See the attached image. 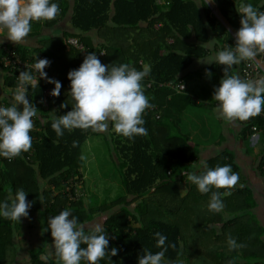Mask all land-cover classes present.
I'll use <instances>...</instances> for the list:
<instances>
[{
  "label": "trees",
  "instance_id": "1",
  "mask_svg": "<svg viewBox=\"0 0 264 264\" xmlns=\"http://www.w3.org/2000/svg\"><path fill=\"white\" fill-rule=\"evenodd\" d=\"M205 1L55 0L60 8L57 17L51 21L33 22L32 28L36 32L55 27L61 31L38 40L37 46L32 49L21 45L13 47L24 61L35 63V56L50 60L45 71L48 77L62 84L61 94L51 96L46 106L43 92L54 85L40 81L37 88L29 89V99L38 108V118H34V128L30 133L32 148L11 161L0 157V201L5 200L10 191L14 193L23 189L28 192L26 198L32 201L28 217L36 216L43 229L40 239H36L37 243L28 250L30 264H44L41 256L52 245L50 232L44 230L47 219L62 209H70L81 223L88 226L95 217L109 212L104 214L102 226L108 232L109 248L116 247L117 254L110 259L106 256L98 264H138L141 249L153 253L160 251L155 246L156 232L166 235L167 243L176 245L165 253L168 264H176L178 259L190 264L189 257L195 258L191 264H205L207 260L206 264H217V260L221 262V257H216L212 248L220 238L214 225L220 222L221 215L208 211L205 199L210 198V194L199 193L196 186L182 174L189 170L199 153L196 142L176 132L177 126L172 118L171 107L177 99L176 94L185 92L186 88L177 92L168 86L169 83L185 84L184 73L192 63L210 54L203 46L208 40L215 39L218 47L227 44L234 46L233 35L221 38V20L234 33L238 30L241 14L235 10V0H212L218 3L219 17L213 15ZM248 2L260 10L264 7L261 0ZM92 34L96 35L95 38ZM69 38H77L87 48L86 52L70 46L67 43ZM102 51L105 52L103 55L100 54ZM88 52H95L101 63L109 67L127 63L138 70L144 66L150 68L149 75L142 81L151 104L143 114L147 135L129 140L115 131L110 134L114 151L112 158L115 159L125 194L95 207L86 205L84 198L69 201L63 193L55 191L61 189L70 176L81 177V147L90 136L99 133L91 129L65 130L64 136L58 138L51 128L52 111L62 115L71 110L73 101L67 73L78 68ZM242 64L243 61L229 69L228 74L240 76ZM222 68V65L212 64L205 70L215 72L221 79ZM3 71L4 74L0 76V89L3 92L0 105L9 106L19 73ZM8 96L10 98L5 100ZM63 103H68V107L61 108ZM180 103L176 104L177 107L181 106ZM252 123L259 122L253 119ZM247 131L248 128L244 126L243 139ZM261 157L260 168L264 175V151ZM207 163L213 168L231 165L232 170L240 174L230 152L211 157ZM231 190L234 196L241 193L237 186ZM222 200L224 210L244 209L237 196L230 199L229 195ZM252 205L245 207L251 208ZM200 209L208 211L205 214L208 216L200 217ZM23 219L15 222L16 229H21ZM241 219L242 216H234L226 221L222 218L223 234L229 235L231 227L240 225L238 222ZM0 222V228H9L13 223L5 219ZM36 225L34 220L28 223L31 231L35 230ZM204 226L209 230L201 232ZM7 252L0 247V258L6 256ZM48 264H60V261L50 259Z\"/></svg>",
  "mask_w": 264,
  "mask_h": 264
},
{
  "label": "clouds",
  "instance_id": "2",
  "mask_svg": "<svg viewBox=\"0 0 264 264\" xmlns=\"http://www.w3.org/2000/svg\"><path fill=\"white\" fill-rule=\"evenodd\" d=\"M209 2L212 0H206V3ZM261 3L264 4V0ZM235 10L241 16L234 46L218 47L217 41L210 39L203 45L210 54L201 62L223 66V76L218 86L214 87L212 96V100L217 102L215 113L228 122H243L264 111V78L243 79L228 72L242 61H250L259 52H264V11L248 0H235ZM59 11L55 0H0V37H6L15 44L22 43L29 36L33 22L54 20ZM50 63L47 58L38 59L35 56L34 65L19 72L9 106H0V157L11 161L32 148L30 133L34 128V118H38V108L29 99V89L37 88L39 80L44 79L54 85L52 96L61 94V82L48 77L45 71ZM149 73L148 66L140 70L127 63L109 67L101 63L95 52H88L79 67L67 73L73 101L71 110L62 115L52 111L51 128L58 138L64 136L65 130L91 129L103 133L110 126L116 134L129 140L147 135L143 114L151 104L142 81ZM205 74L212 75L208 70ZM68 105L63 103L60 107ZM192 169L182 174L199 193L210 194L208 211L224 212L222 195L230 194V190L237 186L239 174L232 170L231 165L209 167L204 159L198 164L192 163ZM219 189L226 192L222 194ZM27 193L23 189L14 193L10 191L7 198L0 201V218L18 223L22 217L27 218L32 207V201L26 198ZM44 230L52 237V245L41 256L44 264H48L53 256L60 264H98L106 256L110 259L117 254L116 247L109 248L108 232L101 224L85 225L70 209H62L48 217ZM154 237L155 246L160 251L153 253L141 249L138 264H168L165 253L176 245L167 243V236L160 232L154 233ZM227 245L229 251L243 247L231 236L227 238ZM176 264H184V261L178 259Z\"/></svg>",
  "mask_w": 264,
  "mask_h": 264
},
{
  "label": "crops",
  "instance_id": "3",
  "mask_svg": "<svg viewBox=\"0 0 264 264\" xmlns=\"http://www.w3.org/2000/svg\"><path fill=\"white\" fill-rule=\"evenodd\" d=\"M196 2H200V0H196ZM210 6V5H209ZM61 31V29L55 28H48L42 29L38 32L32 28L29 36L26 40L22 43L15 44L9 41L6 37H0V40H3V43H0L1 46L14 47L16 45L25 46L26 48L32 49L37 46V41L40 39L48 38V36H53L56 33ZM234 33V31H233ZM235 34V33H234ZM95 34H92V37L95 38ZM196 63L200 64L201 67L205 70L207 67H210L212 64H205L200 60L195 61ZM3 67L0 62V76L4 73ZM218 84V83H217ZM217 86V85H216ZM2 88L0 89V98L3 96ZM10 97H5V100H8ZM180 98L175 99L173 107H177V103H180ZM182 103H186V101H181ZM215 107V105H214ZM172 108V107H171ZM173 121L177 124L178 118L176 114L172 113ZM218 120L223 123V119L217 116ZM238 123L239 127L236 128V124ZM233 125L234 131L239 133V138L241 141H250L253 145H260V156L257 160L255 157H251L248 155V151L242 149L241 147L238 149L237 153L230 151V134H227V130L224 129L222 133L217 137L215 145L212 147H205L200 142H197L196 139L189 136L196 144H198L199 153H197L196 159L192 163H199L200 160H208L211 157H215L223 152H230L233 155V159L235 164L238 166L240 170L239 177L242 180L239 181L237 184V188L241 190L240 194H237V199L239 200L240 206L243 205L244 209L241 210H234V209H227L224 210L220 214V222H217L214 225V230L216 231V235L220 236L219 239L216 240L215 244L213 245V251L216 257L220 256L221 259L217 260V264H264V175L262 174V170L260 168V162L262 160L261 153L264 151V138L261 135H257L256 137L250 136L247 132L245 138L242 137V130L243 124L241 121H231L229 122ZM227 125L225 126V128ZM112 128V127H111ZM232 128V127H231ZM233 129V128H232ZM112 133V131H111ZM196 134V133H195ZM195 136V135H194ZM193 136V137H194ZM233 136V135H232ZM203 140V138H201ZM192 163L189 166V170L192 169ZM82 174V172H81ZM230 191V194L222 195V198L229 197L230 199L235 198V193ZM226 190L220 192L224 194ZM206 204H208L209 198L206 199ZM251 208L245 207L247 204H251ZM203 212H205L203 214ZM208 211L205 209H200L199 216H208ZM234 216H242V219L239 220L240 225H234L231 227V232L229 235H224V226L222 222V218L224 221L228 219H232ZM3 218H0V221ZM37 222L35 226V230L31 231L28 227L29 221ZM2 223L0 222V225ZM41 223L36 216H30L24 218L22 221L21 229H16L15 222L11 223V227L9 228H0V244L1 249L8 250L6 256H1L0 264H21V261L24 257H27L26 260H23V264H30V256H29V249L34 246L37 241L40 239V234L43 232V229L40 228ZM229 228V226L227 227ZM236 228V229H235ZM209 230L208 227L204 226L201 229L202 231ZM32 233V234H31ZM231 236L232 238L236 239L238 244L243 245V247H239L235 250L229 251L227 245V238ZM201 247V246H199ZM48 250V249H47ZM13 254L12 257H8V255ZM56 258L53 256L51 260H55ZM208 259V257H206ZM208 260L205 262V264ZM202 264V263H201Z\"/></svg>",
  "mask_w": 264,
  "mask_h": 264
},
{
  "label": "rangeland",
  "instance_id": "4",
  "mask_svg": "<svg viewBox=\"0 0 264 264\" xmlns=\"http://www.w3.org/2000/svg\"><path fill=\"white\" fill-rule=\"evenodd\" d=\"M208 5H210L209 7L213 15L219 17L217 14L218 3L209 2ZM221 22L223 25L221 38L234 36L235 34L230 26L225 21L221 20ZM205 71L200 64L194 62L184 73L183 80L186 84V90L185 92L176 94V97L182 99L180 101H186V103H183L182 106L172 107L173 113L178 118L176 120V132L183 135L187 134L196 139L197 142L202 141L200 143L205 147H212L215 145L220 133L226 129L227 134H230L229 150L237 153L241 147L248 151L249 156L255 157V160H257L260 156V152H258L260 145H253L248 140L241 141L238 136L239 133L234 131L233 125L230 126L231 124L228 121L221 123L218 120V115L214 111V105L217 102L212 100V96L214 87L220 81V77L211 71L212 75L209 77L205 74ZM226 125L227 127L225 128ZM237 127H239L238 123L236 124ZM111 131L114 132V129L111 128L107 132L90 136L80 150L81 180L85 194L83 198L84 203L90 207L113 201L125 194L116 168L115 159L112 158L114 151L111 143ZM107 213L109 212L107 211L104 214L107 215ZM104 214H102L103 216L95 217L89 226L97 223L102 225ZM12 255H8V257H12ZM194 259L189 257V263L194 262ZM183 261L186 264V261Z\"/></svg>",
  "mask_w": 264,
  "mask_h": 264
},
{
  "label": "built area",
  "instance_id": "5",
  "mask_svg": "<svg viewBox=\"0 0 264 264\" xmlns=\"http://www.w3.org/2000/svg\"><path fill=\"white\" fill-rule=\"evenodd\" d=\"M260 11H264V7ZM235 38V35L233 36ZM67 43L81 51L82 53L86 52L87 48L85 45L79 42L77 38H69L67 40ZM0 62L3 66V68L12 74L14 71L20 72L22 70H28L34 65L31 61H24L22 58L16 53V51L13 49V47L10 46H1L0 45ZM105 52L102 51L100 54L103 55ZM34 71V70H33ZM240 77L243 79H251V80H257L264 78V52H259L257 56L248 61H243L242 67L240 69ZM16 77V81H17ZM40 81H44V79H40ZM183 85V90L186 88L185 84L183 82L178 83H169L168 86L172 89H175L177 92H181V87ZM53 88L47 87L43 92V98H44V105H47V102L51 95V90ZM0 106H5L0 105ZM158 117V116H157ZM253 119L258 120V124L252 123ZM243 126H246L248 128V133L252 137H256L257 135H264V111H262L259 115L251 117L247 121H241ZM82 175L81 177H78L77 175L70 176L66 181L63 182L62 188L55 191V193L60 192L63 193L69 201L78 200L79 198H83L85 196L83 184H82Z\"/></svg>",
  "mask_w": 264,
  "mask_h": 264
}]
</instances>
